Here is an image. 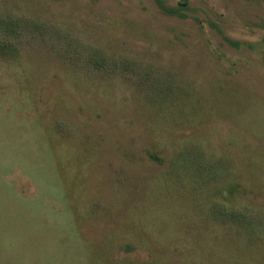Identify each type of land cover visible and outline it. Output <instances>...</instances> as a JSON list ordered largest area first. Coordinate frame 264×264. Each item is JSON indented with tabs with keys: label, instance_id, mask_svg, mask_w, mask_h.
<instances>
[{
	"label": "rangeland",
	"instance_id": "1",
	"mask_svg": "<svg viewBox=\"0 0 264 264\" xmlns=\"http://www.w3.org/2000/svg\"><path fill=\"white\" fill-rule=\"evenodd\" d=\"M187 1L0 0V264H264V2Z\"/></svg>",
	"mask_w": 264,
	"mask_h": 264
},
{
	"label": "trees",
	"instance_id": "2",
	"mask_svg": "<svg viewBox=\"0 0 264 264\" xmlns=\"http://www.w3.org/2000/svg\"><path fill=\"white\" fill-rule=\"evenodd\" d=\"M264 2V0H263ZM157 5L161 9V11L164 14L170 15V16H176L179 18H186L187 15V10L188 8V1L187 0H182L178 2L176 6H168L165 5L162 0H156Z\"/></svg>",
	"mask_w": 264,
	"mask_h": 264
}]
</instances>
